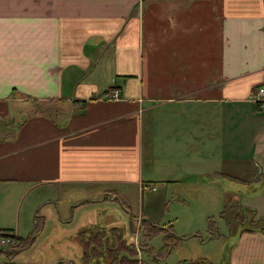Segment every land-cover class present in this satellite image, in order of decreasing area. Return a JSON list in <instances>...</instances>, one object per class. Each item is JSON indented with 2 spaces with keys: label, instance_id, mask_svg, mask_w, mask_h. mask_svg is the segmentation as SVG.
Instances as JSON below:
<instances>
[{
  "label": "crops",
  "instance_id": "obj_1",
  "mask_svg": "<svg viewBox=\"0 0 264 264\" xmlns=\"http://www.w3.org/2000/svg\"><path fill=\"white\" fill-rule=\"evenodd\" d=\"M112 78L121 98L102 96ZM262 84L264 0H0L3 196L39 189L36 211L46 221L56 210L64 224L93 206L77 227L117 226L130 241L131 215L128 228L105 224L122 218L112 204L126 207L131 187L143 193L158 182L164 189L157 197L168 187L197 195L193 206L187 197L165 203L168 212L175 205V220L183 215L191 224L208 218L209 208L222 215L239 206L264 217V109L252 99ZM39 101L52 107L34 111ZM145 123L151 151L166 149L146 171ZM147 183L155 188H142ZM206 192L218 194V204L204 201ZM134 214L141 241L144 222L161 216L140 207ZM247 223L236 219L227 264H264V223ZM81 229L66 235L80 264H104L101 255L82 258ZM172 235L184 257L144 249L142 263L211 264L186 246L187 234Z\"/></svg>",
  "mask_w": 264,
  "mask_h": 264
},
{
  "label": "rangeland",
  "instance_id": "obj_2",
  "mask_svg": "<svg viewBox=\"0 0 264 264\" xmlns=\"http://www.w3.org/2000/svg\"><path fill=\"white\" fill-rule=\"evenodd\" d=\"M32 105L34 106V111H39L41 107H52L51 103L43 101L33 103ZM145 116L147 118V113H145ZM1 118L5 117H2L0 115V121H3V119ZM15 119L17 120L15 121L17 124L19 119L18 116L15 117ZM144 126V133H148V142L146 139H144L143 152V168L144 171H146L151 166L154 158H165L166 149L164 145L163 148L158 151V153H156L155 151H151L152 143H154V141L151 139L150 128L147 123H145ZM161 183L162 182H158V186L155 190H146L143 191V193L138 192L136 187H131V191L129 190L130 192L127 194L128 196H131V198H129V201L126 202L129 204L126 205V207L130 208V210L134 213H136L138 208L140 207L143 208L145 212H148V214L161 216L154 222L159 226H162V224L171 223V232L177 236L187 234L188 236H185L186 238L182 237L181 239L185 238L183 239V241L187 242L186 246L191 244L192 248L196 250L195 253H198L197 255H201L203 258H207L211 264H227V254L229 246L234 242L237 235V232L235 231H237V229L240 227V225L238 226L236 224V219L242 220V224L243 226H245L249 224L247 223L249 215L245 216L243 210L240 212V215V206L239 209H236V207L226 208V210H223L222 215L220 214L221 210H214V208H209L208 210H210V212H214L211 213L208 218H205V216L201 217L198 222L193 219V222L190 224L187 219L183 218V215L175 220V218H172L173 216L171 217L172 208L175 205L172 204V208H170V212H168V205H166L165 203L168 200H171V202H176L178 199L183 200V197H187V195L177 194L176 192L171 193L175 189H173L172 187H168V190L164 191V193L161 194L162 197H157V194H159L160 191L164 189L161 186ZM0 186V228L3 227L12 229L18 232L24 238H28L30 237V235H33L35 239H33L34 241L28 245H26L27 242L25 241L26 246L24 249L18 252V255H15L16 248L13 245L15 239L13 241L0 243V247L4 248V251L0 253V264H63L65 261L69 262H66L65 264H80L79 257L76 256L75 252L72 251V248L70 246V244H75V246H77V244L74 243V241L68 240V237L66 235L69 234L71 227L73 229H81L80 226L77 227V223L82 222L83 220H85V218L89 217L90 212H92L95 207L89 206L77 209L75 211V219L73 224H64L58 221L59 217L55 215L56 210H53L54 216L51 218L49 217L45 221L43 213H38L36 211V209H38L40 205H42V203L40 202L42 200L41 191H39V189L30 190L28 193L22 195L19 198L18 196H12L15 193L5 198L3 194L6 192V190H1L4 189V187L2 185ZM51 193L54 196V192ZM176 196L178 199L176 198ZM196 197L197 195L195 194L188 195L187 198L190 200V205H195ZM123 199H126V197ZM201 201L203 200L201 199ZM204 201H212V205L218 204V194H212L211 196H209V194L206 192ZM112 205L114 207L113 211L118 208V210L122 214V218L120 219V221L117 220L119 219L118 217L117 219L112 218L115 221L109 218V221L107 223L105 222V224L113 225L118 223L128 228L131 215L132 221L136 220V224L135 226H132L131 231L129 230L130 232L128 231V233H130V238L131 236L132 238H134L135 235L141 236L140 227L142 222H139L140 218H138L136 214L131 213L130 210L128 211L126 207L123 206L120 202L118 203L116 201ZM208 207L211 206L208 205ZM236 214H238L237 218L234 216ZM239 215L240 218L238 217ZM18 216L20 221L19 224H17ZM243 217L245 218V220L243 219ZM122 220L125 221V224L121 222ZM144 226L146 227L145 233H147V231L150 230V225L144 223ZM90 227H93V229H90ZM90 227H85L83 229L86 232L85 234L83 233L85 238H87V236L89 235L91 236L95 232L94 228L98 226L94 225ZM194 228L197 229L196 234V230H190ZM144 234L142 233V239L144 238ZM138 242L141 248L142 258L144 260L148 259L147 250L143 249L142 240L140 241L139 237ZM163 244V233L160 231L159 233H155L150 237L147 249L157 251L159 250V248H161L159 252L161 254H165L166 248H163ZM171 250L172 254L170 257L173 259H179L180 257H184L183 255H185V249H181V247H172ZM99 252L102 253L101 259L103 260V263L106 264L107 262H109L107 261L108 253H104L102 247H100ZM83 256L84 255H82V258ZM60 260L64 261H61L62 263L58 262Z\"/></svg>",
  "mask_w": 264,
  "mask_h": 264
},
{
  "label": "trees",
  "instance_id": "obj_3",
  "mask_svg": "<svg viewBox=\"0 0 264 264\" xmlns=\"http://www.w3.org/2000/svg\"><path fill=\"white\" fill-rule=\"evenodd\" d=\"M114 196V194H113ZM119 199V198H118ZM122 203V202H121ZM123 204V203H122ZM240 211L239 213L243 210L244 215H249V218L247 219V222L249 221L250 223L253 222V224L259 221H262L259 225L264 223V217H255L254 214V209L252 208H246L240 206ZM247 212H245V211ZM241 215V214H240ZM240 215L238 216L240 218ZM243 219H245L243 217ZM211 220V219H209ZM144 223H147L150 225V230L146 232V228L143 231L144 238L142 239V245L143 249L148 248V240L152 235L155 233H159L160 231L163 233V248L165 247L166 250L171 249V247L175 246L178 243V239L174 240L172 232L169 231L166 227L159 226L156 224L154 221H149L146 220ZM94 226V225H91ZM98 226L95 229V232L90 236H87V238L84 237L83 233L85 234V230L81 229L78 232V239L80 240L82 247H83V255L88 259L87 261L92 260V256L94 257L93 259H96L97 256L101 255L102 253L99 252L100 247L103 248L104 253H108V260L106 264H123L125 262H132L137 260L136 256V248L134 247V240L130 241L128 239V236L124 234L123 231L118 229L117 226H106V225H95ZM90 227V226H88ZM8 229V228H7ZM90 229H93V227H90ZM10 230V229H8ZM92 233V232H91ZM12 236L14 241V246L16 248L15 252H18L22 249L25 248L26 245L30 244L32 242V239L34 238L33 235H30L28 238H24L21 235H14L13 233L10 234ZM110 238H115L116 241H112V244H109V239ZM25 241L27 242L25 245ZM125 248V249H124ZM4 251V248L0 247V253ZM202 259H190L188 260L189 264H196V263H201Z\"/></svg>",
  "mask_w": 264,
  "mask_h": 264
},
{
  "label": "built area",
  "instance_id": "obj_4",
  "mask_svg": "<svg viewBox=\"0 0 264 264\" xmlns=\"http://www.w3.org/2000/svg\"><path fill=\"white\" fill-rule=\"evenodd\" d=\"M102 96L105 98H111V99L121 98V91L116 84V78H112L111 87H109L103 93ZM252 99L255 100L256 102H258L259 106L264 109V84L258 86L257 90L252 95ZM142 188L154 189L155 186H154V184L147 183V184H143ZM10 234H12L11 231L4 229V228H0V243L13 241V238H12V236H10ZM136 237H137V235H135L134 244H135V247L137 249V261H138V264H143L142 263V256H141V254H142L141 248L138 244L139 242H138Z\"/></svg>",
  "mask_w": 264,
  "mask_h": 264
}]
</instances>
